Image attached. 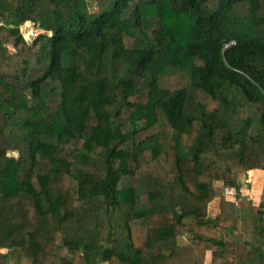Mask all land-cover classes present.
<instances>
[{"label": "trees", "instance_id": "16d2710c", "mask_svg": "<svg viewBox=\"0 0 264 264\" xmlns=\"http://www.w3.org/2000/svg\"><path fill=\"white\" fill-rule=\"evenodd\" d=\"M92 1L0 0V264H264V0Z\"/></svg>", "mask_w": 264, "mask_h": 264}, {"label": "rangeland", "instance_id": "374dc122", "mask_svg": "<svg viewBox=\"0 0 264 264\" xmlns=\"http://www.w3.org/2000/svg\"><path fill=\"white\" fill-rule=\"evenodd\" d=\"M90 7L92 9H97L95 7V3L90 0ZM7 52L8 53H13L15 51V48L13 47V45H7L6 47ZM10 155H14L17 157L18 160V166L19 168L22 167V160L19 156V154L17 152H9ZM250 171L252 173H250ZM247 179L248 181L251 182V188L248 192H245L246 194L244 196H240L236 199V203L238 206H243V205H247V206H251L252 211H256L259 207V205L261 204L262 201V193H264V171L259 170V169H252L248 171L247 174ZM223 186H218L217 187V193H216V199L209 205L208 210L209 213L211 215H215L218 212V205H217V200L219 199L220 196H225L227 198H233L234 195L232 193H230V190L227 189ZM246 206V207H247ZM246 207H243L242 209H245ZM247 209V208H246ZM185 240V238L183 239V241ZM57 251H52L48 257H55ZM257 260H259V258L256 257ZM10 264H28V261L19 255H14L11 257V262ZM255 264H258L255 261Z\"/></svg>", "mask_w": 264, "mask_h": 264}, {"label": "built area", "instance_id": "2783aa9c", "mask_svg": "<svg viewBox=\"0 0 264 264\" xmlns=\"http://www.w3.org/2000/svg\"><path fill=\"white\" fill-rule=\"evenodd\" d=\"M234 43V41H230L229 43H226L225 46H229L230 44Z\"/></svg>", "mask_w": 264, "mask_h": 264}, {"label": "crops", "instance_id": "0c3cea01", "mask_svg": "<svg viewBox=\"0 0 264 264\" xmlns=\"http://www.w3.org/2000/svg\"><path fill=\"white\" fill-rule=\"evenodd\" d=\"M262 171V170H261Z\"/></svg>", "mask_w": 264, "mask_h": 264}]
</instances>
